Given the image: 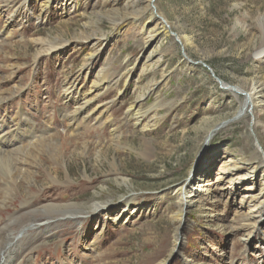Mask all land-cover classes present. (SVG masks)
<instances>
[{
    "label": "rangeland",
    "instance_id": "1",
    "mask_svg": "<svg viewBox=\"0 0 264 264\" xmlns=\"http://www.w3.org/2000/svg\"><path fill=\"white\" fill-rule=\"evenodd\" d=\"M9 2L0 232L21 252L9 264H264V106L243 115L244 95L222 88H258L264 103V0Z\"/></svg>",
    "mask_w": 264,
    "mask_h": 264
},
{
    "label": "bare ground",
    "instance_id": "2",
    "mask_svg": "<svg viewBox=\"0 0 264 264\" xmlns=\"http://www.w3.org/2000/svg\"><path fill=\"white\" fill-rule=\"evenodd\" d=\"M154 2H155V0H152V8L154 9V6H155V4H154ZM26 3V2H25ZM24 2H21V0H10V2H9V4H10V7H11V9L14 11V12H16V13H19L21 10H23V9H26V4H25ZM50 3H51V0H45V5H44V10H46L48 7H49V5H50ZM156 7V6H155ZM152 9V10H153ZM156 10V9H155ZM154 12V11H153ZM153 14V13H152ZM158 14V13H157ZM155 15V14H154ZM159 18V17H158ZM139 21V20H138ZM166 22H164V26H167V23L165 24ZM148 26H149V23L148 22H143V25H142V30H143V32H146V30L148 29ZM163 26V25H162ZM7 29L4 31V33L6 32L7 33ZM166 31V30H165ZM169 32L170 33H173V31L169 28ZM168 32V33H169ZM153 37H149V39H152ZM183 43V42H182ZM183 45H184V43H183ZM185 46V45H184ZM262 52H264V49H263V51ZM261 52V53H262ZM263 56H264V54H263ZM107 80H108V77H104V78H102V79H100L99 80V82H97V83H94L95 85V87H93L92 89H90V94L89 95H87V94H83L84 96V100H85V105H83L82 106V108H79L78 110H76L78 113H81V111L84 109V107H85V110L90 106V103L92 102V100H91V98H89L90 96H92L93 94H95L97 91H99V89H101L102 90V88H103V85H106L107 84V86H108V88H109V83H107ZM106 82V83H105ZM223 85V89H225V90H230V91H233V92H236V93H238V94H242V95H244V98H245V103H243V115H245V114H247V113H250V114H253L254 113V110H255V108L256 109H259L260 108V106H264V103L263 102H261L260 104H254V99H255V97L257 96V94H258V88H253L252 89V91H248V93L247 92H243L242 90H240L239 88H236V87H232V86H228V85H226V84H222ZM106 88V87H105ZM67 91H71V92H73V91H77V93H79L80 94V88L78 87V83H77V81H74V82H72V83H70V87L67 89ZM70 92V93H71ZM76 93V92H75ZM96 96H99V94H96ZM254 107V108H253ZM97 111V110H96ZM90 113V112H89ZM88 113V114H89ZM140 115L141 114H138L137 115V117H136V123L139 125V124H141L144 120H142L141 118H140ZM73 118V117H72ZM77 118V117H76ZM254 119H255V117H254ZM75 121V120H74ZM229 122H231V121H229ZM229 122H227V123H229ZM69 123V122H68ZM254 123H256V120L254 121ZM226 124V123H225ZM16 131V130H15ZM15 131H13L12 133L14 134L15 133ZM73 131V130H72ZM2 132L3 131H1L0 130V135L2 134ZM9 132H11V131H9ZM210 135V134H209ZM4 144H10V142L9 141H5L4 142V137H2V136H0V148L2 149V148H4ZM36 148V147H35ZM37 148H38V146H37ZM26 149V148H25ZM28 150V149H27ZM19 152H20V150H18ZM5 152V151H4ZM33 152V151H32ZM3 153V150H0V160L2 161V157H1V154ZM20 154V153H19ZM26 154V153H25ZM28 154V153H27ZM9 155V154H8ZM16 155V154H15ZM29 155H30V152H29ZM7 156V155H6ZM28 156V155H27ZM26 156V157H27ZM15 158V157H14ZM6 159V158H5ZM7 159H8V157H7ZM12 159H13V157H12ZM8 166V165H7ZM9 178V177H8ZM21 180V179H20ZM9 181H11V180H9ZM13 182V181H12ZM21 182H23V181H21ZM26 183V182H25ZM16 184V183H15ZM18 184V183H17ZM16 184V185H17ZM19 187H20V183H19V185H18ZM209 186V184H205V185H202L201 186V190H203V192L206 190V188ZM17 188V187H16ZM11 190V189H10ZM13 190V189H12ZM198 190V189H197ZM16 191V189L13 191V192H15ZM9 193H11V192H9ZM8 193V194H9ZM12 195V194H11ZM193 191H187L186 192V204L187 205H189V204H191V200L189 201L188 199L189 198H193ZM13 203V202H12ZM102 205H104V204H94L91 208H90V210H91V212H97L99 209H100V207L102 206ZM54 210H57V209H54ZM53 214V213H52ZM52 216V215H51ZM45 219H43V220H46V223H47V221H49L50 220V218L49 217H44ZM52 218V217H51ZM59 219V218H58ZM32 220H33V218H32ZM42 220V221H43ZM45 221H43V222H41V223H44ZM54 222V221H53ZM31 223V222H30ZM39 223H40V221H39ZM49 225V224H48ZM49 227V226H48ZM8 228V227H7ZM8 232H9V230L8 231H1L0 232V264H9L10 263V260L12 259V258H19L20 257V255H21V252H20V250L19 251H15V253L13 254V256L11 255V251H14V250H12L11 248L9 249V244L10 243H12L13 241H11L10 243L9 242H7L8 241V239H9V237H8ZM7 242V243H6ZM6 243V244H5ZM8 248V249H7ZM17 252V253H16ZM11 261H13V260H11ZM17 262V261H16Z\"/></svg>",
    "mask_w": 264,
    "mask_h": 264
},
{
    "label": "water",
    "instance_id": "3",
    "mask_svg": "<svg viewBox=\"0 0 264 264\" xmlns=\"http://www.w3.org/2000/svg\"><path fill=\"white\" fill-rule=\"evenodd\" d=\"M215 77V76H214ZM222 88H223V86H222ZM182 238H183V235H182ZM180 247H178V249H179ZM178 257V253H176V255H174L170 260H169V262L168 263H166V264H173L174 263V261H175V259Z\"/></svg>",
    "mask_w": 264,
    "mask_h": 264
}]
</instances>
